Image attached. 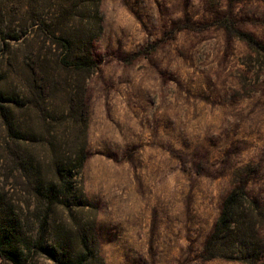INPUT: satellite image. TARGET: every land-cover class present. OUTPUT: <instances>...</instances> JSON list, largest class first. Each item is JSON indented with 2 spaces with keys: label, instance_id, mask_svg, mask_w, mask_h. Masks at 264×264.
Masks as SVG:
<instances>
[{
  "label": "rangeland",
  "instance_id": "obj_1",
  "mask_svg": "<svg viewBox=\"0 0 264 264\" xmlns=\"http://www.w3.org/2000/svg\"><path fill=\"white\" fill-rule=\"evenodd\" d=\"M25 3L0 0V63H21L30 48L19 31ZM100 8L80 182L104 264H246L205 260L201 249L235 181L264 197V63L229 34L264 43V0Z\"/></svg>",
  "mask_w": 264,
  "mask_h": 264
},
{
  "label": "trees",
  "instance_id": "obj_2",
  "mask_svg": "<svg viewBox=\"0 0 264 264\" xmlns=\"http://www.w3.org/2000/svg\"><path fill=\"white\" fill-rule=\"evenodd\" d=\"M100 6L101 0H26L19 31L30 37V51L21 63H0V264H104L96 208L80 182L89 157L86 85L98 68ZM229 34L264 63L263 42L238 27ZM248 184L235 181L222 199L203 259L263 258L264 197Z\"/></svg>",
  "mask_w": 264,
  "mask_h": 264
}]
</instances>
